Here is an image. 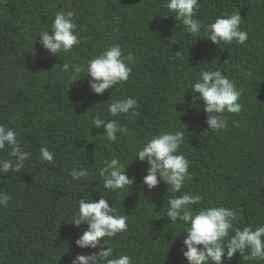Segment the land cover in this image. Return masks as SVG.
<instances>
[{"label":"trees","instance_id":"1","mask_svg":"<svg viewBox=\"0 0 264 264\" xmlns=\"http://www.w3.org/2000/svg\"><path fill=\"white\" fill-rule=\"evenodd\" d=\"M0 264H264V0H0Z\"/></svg>","mask_w":264,"mask_h":264}]
</instances>
